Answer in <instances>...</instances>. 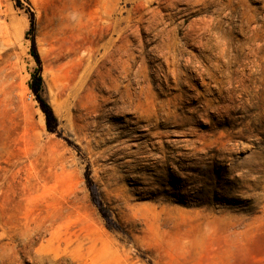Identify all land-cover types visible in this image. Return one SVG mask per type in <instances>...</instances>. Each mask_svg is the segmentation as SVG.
Segmentation results:
<instances>
[{"label": "rangeland", "instance_id": "1", "mask_svg": "<svg viewBox=\"0 0 264 264\" xmlns=\"http://www.w3.org/2000/svg\"><path fill=\"white\" fill-rule=\"evenodd\" d=\"M0 264H264V0H0Z\"/></svg>", "mask_w": 264, "mask_h": 264}, {"label": "trees", "instance_id": "2", "mask_svg": "<svg viewBox=\"0 0 264 264\" xmlns=\"http://www.w3.org/2000/svg\"><path fill=\"white\" fill-rule=\"evenodd\" d=\"M35 56L37 57V55H35ZM30 87L38 95L40 93L41 89H42V79H41V77L40 76L37 77L36 75H34V80L30 84ZM40 102H41V106L45 110V112H47V114L51 116L52 115V111H51L50 107L46 103H44L41 98H40Z\"/></svg>", "mask_w": 264, "mask_h": 264}, {"label": "bare ground", "instance_id": "3", "mask_svg": "<svg viewBox=\"0 0 264 264\" xmlns=\"http://www.w3.org/2000/svg\"><path fill=\"white\" fill-rule=\"evenodd\" d=\"M193 44H196V43H193ZM197 45H198V44H197ZM186 58H187V57H186ZM188 60H189V59H188ZM167 63H168V62H167ZM167 65H168V64H167ZM171 65H172V64H171ZM171 65H170V66H171ZM168 66H169V65H168Z\"/></svg>", "mask_w": 264, "mask_h": 264}]
</instances>
